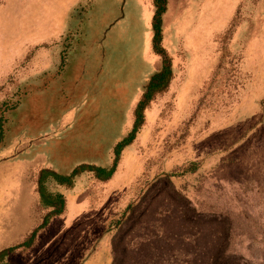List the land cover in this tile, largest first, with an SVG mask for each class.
I'll use <instances>...</instances> for the list:
<instances>
[{
  "label": "rangeland",
  "instance_id": "obj_1",
  "mask_svg": "<svg viewBox=\"0 0 264 264\" xmlns=\"http://www.w3.org/2000/svg\"><path fill=\"white\" fill-rule=\"evenodd\" d=\"M154 13L153 0H0V180L39 194L44 169L114 164L162 67ZM162 46L171 82L114 176L46 189L99 236L86 255L108 240L110 264H264V0H170ZM31 235L0 264H79L76 248L33 247L38 232L24 246Z\"/></svg>",
  "mask_w": 264,
  "mask_h": 264
},
{
  "label": "crops",
  "instance_id": "obj_2",
  "mask_svg": "<svg viewBox=\"0 0 264 264\" xmlns=\"http://www.w3.org/2000/svg\"><path fill=\"white\" fill-rule=\"evenodd\" d=\"M168 5H170V0ZM40 203V194H37L35 182L31 183L23 176L0 180V252L24 243L30 234L40 228L46 217L44 212L37 213V209H41ZM68 217L67 213L53 217L45 228L38 230V239L36 238L32 246L43 251L49 245L65 246L68 249L76 248L71 255L75 262L78 259L79 264H110L111 253L108 240L104 241L103 245H99L96 251H91L86 255L88 249L100 240L99 236L95 238L93 234L88 233L86 240L84 221L80 217L74 221L69 220ZM75 226L76 234H73ZM52 229L54 240L60 237V241L55 240L53 243L54 240H51L50 244L41 242L40 239ZM67 232H70L72 243L69 242ZM39 254L43 255V252ZM67 254L70 253L66 252L65 255Z\"/></svg>",
  "mask_w": 264,
  "mask_h": 264
},
{
  "label": "trees",
  "instance_id": "obj_3",
  "mask_svg": "<svg viewBox=\"0 0 264 264\" xmlns=\"http://www.w3.org/2000/svg\"><path fill=\"white\" fill-rule=\"evenodd\" d=\"M153 3L155 7V13L152 22L153 49L155 53L162 58V67L157 73L152 76L145 88V93L142 100L137 104L135 111L136 119L132 131L115 147V161L114 164L109 168L98 167L94 165H81L80 167L75 168L69 175H61L49 169H44L40 172L38 185L41 203L46 208L51 209V212L45 217L43 224L40 226V228H38V230L45 228L53 217L63 214L65 210L66 202L64 196L61 194L53 195L49 193L46 189V182L52 179L60 185L70 186L73 183V179L81 172H93L95 177L101 181H107L111 179L117 171V164L121 153L136 139V136L144 123V113L148 105L153 101L156 94L164 91L169 86L171 78L173 76V69L171 60L166 50L162 46L163 16L168 10L169 0H153ZM38 230H35L32 233L30 240L23 244L24 246H31ZM14 249L15 248H9L7 250H4L0 253V258L6 256Z\"/></svg>",
  "mask_w": 264,
  "mask_h": 264
}]
</instances>
